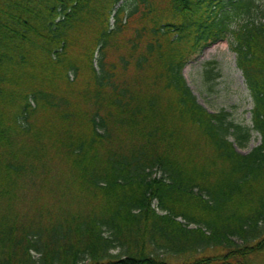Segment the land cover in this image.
I'll list each match as a JSON object with an SVG mask.
<instances>
[{"label":"trees","instance_id":"obj_1","mask_svg":"<svg viewBox=\"0 0 264 264\" xmlns=\"http://www.w3.org/2000/svg\"><path fill=\"white\" fill-rule=\"evenodd\" d=\"M223 39L250 126L182 72ZM251 130L239 152L229 137ZM263 248L264 0H0V264H252Z\"/></svg>","mask_w":264,"mask_h":264},{"label":"rangeland","instance_id":"obj_2","mask_svg":"<svg viewBox=\"0 0 264 264\" xmlns=\"http://www.w3.org/2000/svg\"><path fill=\"white\" fill-rule=\"evenodd\" d=\"M182 72L197 101L208 111L224 110L234 123L251 125L252 98L227 39L204 48L184 66ZM229 138L242 153L248 152L260 142V135L253 130L242 147L232 136ZM159 174L154 171V175ZM248 260L252 264H264V248L260 253L251 255Z\"/></svg>","mask_w":264,"mask_h":264}]
</instances>
